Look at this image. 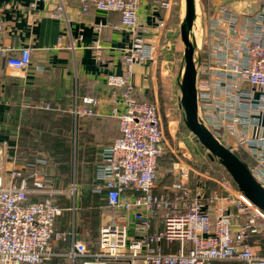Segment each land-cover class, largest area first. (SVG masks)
<instances>
[{
    "label": "built area",
    "instance_id": "built-area-1",
    "mask_svg": "<svg viewBox=\"0 0 264 264\" xmlns=\"http://www.w3.org/2000/svg\"><path fill=\"white\" fill-rule=\"evenodd\" d=\"M78 1L81 13L91 8L120 13L121 25L131 35L123 55L126 69L107 77L108 87L117 92L110 116L119 120L120 134L100 152L95 167L93 192L104 196L106 221L96 246L89 248L77 234V180L60 188L45 174L46 159L7 161L3 144L0 264H46L56 258L66 264H264V254H258L264 242V212L231 180L223 182L221 192L210 191L202 182H193L189 167L176 163L170 170L173 182L159 187V159L164 154L160 110L155 103L137 101L131 83L133 66L155 62L160 48L146 39L140 0ZM155 1L168 14L157 20V29L164 30L165 20L181 0ZM260 1L222 4L204 19L202 44L196 43V69L201 124L234 153L247 154L253 176L264 187V5L251 11ZM241 3L242 10L237 8ZM53 16L65 17L62 5ZM3 29L0 20V54L7 57L8 66L27 70L31 49L9 56ZM95 29L101 31L102 26ZM98 104L96 98L83 97L69 112L76 120L92 118L99 115ZM42 108L66 112L51 103ZM62 196L71 200L70 207L60 204ZM65 210L71 213L66 231L59 227Z\"/></svg>",
    "mask_w": 264,
    "mask_h": 264
},
{
    "label": "crops",
    "instance_id": "crops-1",
    "mask_svg": "<svg viewBox=\"0 0 264 264\" xmlns=\"http://www.w3.org/2000/svg\"><path fill=\"white\" fill-rule=\"evenodd\" d=\"M59 5L65 14L62 19L53 16ZM178 5L181 6L180 2ZM260 5H264V0L255 3L251 11ZM237 8L244 9V3ZM138 13L140 22L147 27L146 39L160 46L161 35L169 31L173 11L165 20L164 30L157 29V20L165 19L168 14L155 0H140ZM0 20L4 26L2 42L9 56H17L26 47L31 49V65L25 71L8 66L7 58L0 56V146L5 144L8 148L7 161L17 158L19 135L28 114L40 111L46 103H56L72 119L73 181L78 135L90 131L94 136L95 143L90 145L94 147L96 163L101 160L100 152L119 134L118 119L110 116L112 98L117 92L108 87L107 77L112 73L122 74L126 69L123 55L131 45L130 32L121 25L120 13L96 8L81 13L78 0H61V3L60 0H0ZM99 25L101 31L95 29ZM158 59L133 66L131 83L137 101L148 102L157 97V75L161 68ZM162 70L166 74V69ZM83 97L98 100L99 115L76 120L69 111ZM246 161L252 164L251 160ZM159 187L166 186L159 182ZM81 190L78 185V196ZM67 221L63 216L59 227L69 229ZM104 221L102 217L101 226Z\"/></svg>",
    "mask_w": 264,
    "mask_h": 264
},
{
    "label": "rangeland",
    "instance_id": "rangeland-1",
    "mask_svg": "<svg viewBox=\"0 0 264 264\" xmlns=\"http://www.w3.org/2000/svg\"><path fill=\"white\" fill-rule=\"evenodd\" d=\"M196 2L198 18L196 21L197 25L193 31V40H195L200 47L202 44L201 31L205 26L204 24L207 17L215 13L223 3L226 2L228 5H232L233 1L196 0ZM180 4L181 6L179 9H181V12L178 20H176V22H170L168 27L169 31L167 29L166 35H161L162 38L158 55V63H160L161 68L158 70L157 75V97L154 99L151 98V100L148 101V103H155L158 105L163 125L164 154L159 159L158 180L166 186H169L173 181V176L170 171L171 167L173 164L182 163L191 170L190 173L194 183L202 182L210 191L216 190L221 192L223 190V182L229 181L232 178L219 160H211L209 158L208 151L187 128L185 111L181 106L183 98L182 88L183 72L185 68V47L180 37V23L184 13V0H181ZM162 68L166 69V74L163 72ZM237 153L242 155L246 160L248 159V162L251 160L248 158L249 156L247 154L236 152V154ZM70 185L71 184H68L66 187L60 188L66 189ZM69 202L71 203V200H69ZM67 222H69V220ZM61 229L64 231L69 230L63 229V227H61ZM82 233L86 236L81 235L79 237L84 241L88 242L86 239L89 238V240H92L94 237V233L90 228L84 229ZM94 243L95 241L93 244ZM258 254H264L263 241L261 245L258 246ZM230 264H238V262H230Z\"/></svg>",
    "mask_w": 264,
    "mask_h": 264
},
{
    "label": "trees",
    "instance_id": "trees-1",
    "mask_svg": "<svg viewBox=\"0 0 264 264\" xmlns=\"http://www.w3.org/2000/svg\"><path fill=\"white\" fill-rule=\"evenodd\" d=\"M179 8V5L174 7L170 22L178 20ZM0 56L2 55L0 54ZM53 105L57 104L53 103ZM38 110L40 111L30 112L24 125H22L18 141L17 160L19 162H27L34 161L37 158L46 159L47 164L43 167L45 174L55 180L58 187H66L72 183L74 174L72 119L65 112L48 111L42 108ZM88 132L85 131L78 135L76 148V180L82 189L77 201L76 222L78 236H86L82 233L86 228H90L94 233L92 240L88 238L86 239L88 242L85 241L89 248H94L99 238L101 214L105 206V200L102 194L93 192V188L96 186L95 167L100 160L94 163L95 151L90 144H94L95 139L90 131ZM240 158L247 163L242 155ZM230 180L235 184L233 179ZM59 199L61 205H65V207L71 206L65 196ZM70 216V211L65 210L64 217H66V221ZM94 241L95 243L93 244ZM46 264H66V262L64 259L56 258ZM214 264H230V262L216 261Z\"/></svg>",
    "mask_w": 264,
    "mask_h": 264
},
{
    "label": "water",
    "instance_id": "water-1",
    "mask_svg": "<svg viewBox=\"0 0 264 264\" xmlns=\"http://www.w3.org/2000/svg\"><path fill=\"white\" fill-rule=\"evenodd\" d=\"M196 19V0H184V13L180 23V37L185 47L181 106L185 111L186 126L208 151L209 158L219 160L245 197L264 212V187L253 176L248 164L239 155L220 143L199 120L196 69L197 44L193 40Z\"/></svg>",
    "mask_w": 264,
    "mask_h": 264
}]
</instances>
